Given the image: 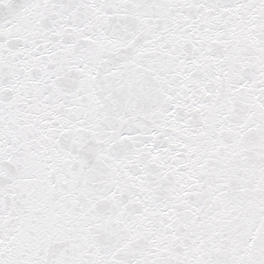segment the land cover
Instances as JSON below:
<instances>
[{
  "label": "snow or ice",
  "instance_id": "6c2138e0",
  "mask_svg": "<svg viewBox=\"0 0 264 264\" xmlns=\"http://www.w3.org/2000/svg\"><path fill=\"white\" fill-rule=\"evenodd\" d=\"M0 264H264V0H0Z\"/></svg>",
  "mask_w": 264,
  "mask_h": 264
}]
</instances>
